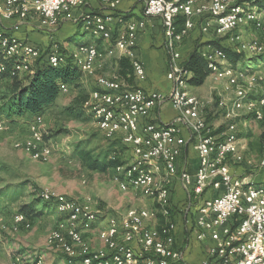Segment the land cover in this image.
I'll list each match as a JSON object with an SVG mask.
<instances>
[{
  "label": "built area",
  "instance_id": "2783aa9c",
  "mask_svg": "<svg viewBox=\"0 0 264 264\" xmlns=\"http://www.w3.org/2000/svg\"><path fill=\"white\" fill-rule=\"evenodd\" d=\"M99 1L108 13L84 9L75 16L74 10L85 8L89 0H0L1 21L32 18L44 27L53 28L63 18L74 19L82 22L85 31L109 43L106 52L96 44L81 43L70 54L84 75L96 76V88L85 104L94 121L106 138L120 139L130 151V158L113 168L114 182L123 191L139 192L153 203L151 207H131L113 214L95 207L90 200L41 190V199L52 203L62 217L49 233L48 243L66 254L67 264H185L184 251L175 246L177 224L172 216L171 196L176 182L186 200L181 213L195 215L192 228L196 239L212 241L208 258L201 264H264V184L238 176L233 168L246 162V147L237 122L240 113L264 122V81L260 92L251 94L243 81L248 79V84H252L261 76L233 67L221 48L202 51L211 74L226 80L234 90L229 104L220 102L226 109L228 126L215 132L205 116L208 101L189 90L192 72L183 65L179 48L194 29L195 18L200 17L204 34L227 37L232 44L242 40L245 27L252 26L259 35L235 50L261 54L264 10L241 0H144V15L159 16L163 23L170 58L167 78L171 82L169 92L163 93L131 85L120 74L96 75L98 59L115 56L120 51L131 61L134 80L143 82L147 78L145 65L135 53L137 33L144 22L116 17L113 12L122 0ZM179 16L185 17L181 28L176 24ZM115 21L122 24L116 36ZM0 49L5 60H13L10 69L0 62L1 93L4 74L9 71L13 76H22L33 72V63L42 48L0 31ZM64 59L60 44L54 43L49 64L58 66ZM60 87L63 93L69 90L66 84ZM165 100L177 115L172 122L160 125L152 120V115ZM6 122L0 119V129ZM43 124L44 115H34L28 122L29 136L15 142V148L35 160L48 159L53 149L46 141ZM190 142L198 158L195 172L178 166L179 157ZM247 165L264 169V156L257 165L249 160ZM159 214L164 217L161 225ZM13 221L15 230L31 227V221L22 213H15ZM5 228L3 225L1 229ZM94 231L103 244L97 250L87 238ZM3 264L21 263L15 258Z\"/></svg>",
  "mask_w": 264,
  "mask_h": 264
},
{
  "label": "rangeland",
  "instance_id": "374dc122",
  "mask_svg": "<svg viewBox=\"0 0 264 264\" xmlns=\"http://www.w3.org/2000/svg\"><path fill=\"white\" fill-rule=\"evenodd\" d=\"M197 25L200 27L199 23ZM80 31L69 40L73 49L90 38V33L84 31V28L81 27ZM243 32L244 36L240 42L230 43L232 47L238 48L259 35L252 26L245 27ZM202 36L200 33L199 40ZM221 39L226 41L227 37ZM243 54L247 59L254 56L249 51H243ZM248 61V73L261 76L262 80L257 79L248 84V79H245L243 84L247 85L251 94H258L261 82L264 81V73H261L264 72V64L253 66V63ZM238 67L242 68V64L239 63ZM7 87L8 81H5L4 93ZM203 88L206 90L201 96H205L204 99L208 101L205 116L208 119V116L212 115V120L208 119L209 123L213 125L215 132H220L228 126L224 117L226 109L220 102L229 104L234 97V90L228 87L226 80L215 76L208 78ZM76 92L72 87L67 92H62L58 101L44 114L46 141L53 149L52 155L45 160H35L14 146L15 142L24 141L29 136L26 125L29 120L10 121L0 117L7 121L0 129V264L15 258H19L21 264H67L66 254L48 243L49 233L62 217L54 206L44 207L46 203L39 200L38 196L41 190L48 189L56 194L90 200L95 207L113 214L131 207H151L153 204L139 192L120 189L113 180L111 168L101 171L89 167L85 153L91 158L103 155L111 140L105 137L92 114L85 108L82 109L80 117H72L64 112ZM190 92L199 94L196 86H191ZM237 122L239 135L246 145V159L257 165L264 156V122H259L244 112L240 113ZM118 151L122 159L130 158L127 147L120 145ZM252 170L248 173L261 172L257 167ZM35 200L40 201L38 210L42 213L31 219L29 229L20 227L15 230L14 214L19 212L23 205ZM3 225L6 226L4 230L1 229ZM99 241L98 234L92 232L88 242L94 250L103 247L99 246Z\"/></svg>",
  "mask_w": 264,
  "mask_h": 264
},
{
  "label": "crops",
  "instance_id": "0c3cea01",
  "mask_svg": "<svg viewBox=\"0 0 264 264\" xmlns=\"http://www.w3.org/2000/svg\"><path fill=\"white\" fill-rule=\"evenodd\" d=\"M144 5V0H122L116 11L113 12L116 17L121 16L124 20L144 22V26L139 28L137 33L135 53L145 65L147 78L143 82H138L134 80V76L132 74L131 77L133 78L134 83H129L131 85H139L147 91H160L167 93L171 87V82L167 78L170 58L166 50V38L164 35L162 19L159 16L146 17L144 15ZM84 9L89 12H102L104 14L108 13V10L104 8L99 0H89L88 5L85 8L74 10L75 16H79ZM202 22L203 18L196 17L194 29L181 42L179 48L181 51L182 61L188 57L196 45L202 44V51H205L214 47V45L209 42L221 39L214 33L204 34L201 31V28L197 25L199 23V26H201ZM81 27L83 28L82 22H76L74 19L66 18L61 19L60 23L53 28L44 27L40 25L37 20L32 18H27L25 20H20L17 18L12 20H0V30L9 35L26 39L29 43L33 45L37 44V46L41 47L42 49H47L54 43H58L64 46L68 53H72L75 50L71 47L69 40L74 34L81 32ZM121 28L122 24L118 21H115L113 27V33L115 36L118 35ZM200 33L203 35L201 40L198 38ZM85 43L96 44L103 52H106L107 48L109 47V43L107 41L100 37L93 36L91 33L90 38ZM222 44L231 45L227 40L222 41ZM121 58L127 57L122 56L121 52L118 51L115 56H104L98 59L96 75L112 76L119 74ZM127 59L130 61L129 58ZM212 76L213 75L211 74L208 78L211 79ZM95 78L96 76H86L83 74L82 83L89 92L96 88ZM203 85L196 86V89L199 91V94L196 95L200 96L201 98L203 97L202 99H204L205 96H201V94H203L206 90V88H203ZM190 87L191 85H189V90ZM69 88L71 87L69 86ZM176 115V110H174L169 101L165 100L154 109L152 120L160 125L167 124L172 122ZM33 116L34 114L27 113L22 117V120H30ZM28 122L26 123L27 127ZM241 141L245 145L242 138ZM246 152L247 150L245 148V158ZM242 164H236L233 166L238 176H241L247 180H252L257 184H264V169L263 172L260 170V173L249 174L248 172L253 171V168L247 165V159L246 162ZM178 166L180 168L185 166L191 172H195L197 169L198 158L192 142L188 143L184 148L182 154L179 157ZM177 187L178 184L174 182L172 185L171 197L173 204L172 212L174 213L173 218L177 224V229L175 232V246L184 251L185 264H201L204 259L208 258L207 250L212 241L209 238L202 242L196 239L195 230L192 228L195 221V215L193 214L190 216H185V214L181 213V207L186 202V200L184 195ZM210 193L212 192L210 191ZM160 215L162 216V214ZM188 218L190 221H187ZM163 222L164 217H159L158 225H161ZM90 236L91 233H88L87 238L89 239ZM98 244L99 246H103L101 241H99Z\"/></svg>",
  "mask_w": 264,
  "mask_h": 264
},
{
  "label": "trees",
  "instance_id": "16d2710c",
  "mask_svg": "<svg viewBox=\"0 0 264 264\" xmlns=\"http://www.w3.org/2000/svg\"><path fill=\"white\" fill-rule=\"evenodd\" d=\"M241 2H248L264 10V0H241ZM184 21V16L178 17L176 21L178 28L183 26ZM222 41L224 40L217 39L209 43L213 44L216 48L223 49L233 67H238L239 63H241L242 69L246 70L249 65L248 60L253 63V66H261L264 64V52L254 54L253 57L247 59L244 57L243 51L238 52L231 45L222 44ZM201 46L202 44L196 45L188 57L182 61L183 65L192 72L189 78V84L191 86L203 85L211 75L208 61L202 54ZM50 49L51 46L45 50L42 49L40 57L36 60L33 72H30L27 76H25L26 74L13 76L9 71L4 74V82L8 81V87L4 93L3 85V90L0 93V117H5L13 121L15 119L22 120V117L27 113L44 115L46 110L59 99L62 93L61 84H66L77 90L71 104L65 107L64 112L72 117H80L83 108L88 111L85 104L90 97V92L82 83L83 73L80 68L77 66L72 55L62 45H60V53L65 59L60 65L52 66L48 60ZM0 62L6 63L10 69L13 60H5L0 49ZM119 74L125 78L128 77L127 80L131 84L134 83L131 77L133 74L132 64L127 58L120 59ZM208 119L212 120L211 114L208 116ZM208 119L207 121L209 122ZM45 138L47 139L46 136ZM110 140L111 144L103 155L91 158L87 156L88 153H85L91 169L107 171L111 168L113 170L117 164L124 161L121 158L118 147L120 145L127 146L118 138ZM39 200L43 201L40 196ZM39 200L23 205L18 213L24 214L31 221L34 216L36 217L42 213L41 210H38ZM45 203V208L48 205H52L50 202ZM173 215L174 213H172ZM159 217L161 218L162 216L159 214Z\"/></svg>",
  "mask_w": 264,
  "mask_h": 264
}]
</instances>
